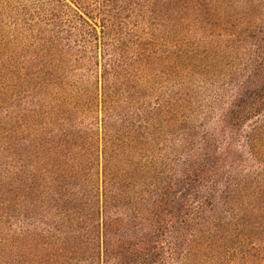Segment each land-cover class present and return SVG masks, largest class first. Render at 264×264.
I'll list each match as a JSON object with an SVG mask.
<instances>
[{"label":"trees","instance_id":"16d2710c","mask_svg":"<svg viewBox=\"0 0 264 264\" xmlns=\"http://www.w3.org/2000/svg\"><path fill=\"white\" fill-rule=\"evenodd\" d=\"M0 264H264V0H0Z\"/></svg>","mask_w":264,"mask_h":264}]
</instances>
